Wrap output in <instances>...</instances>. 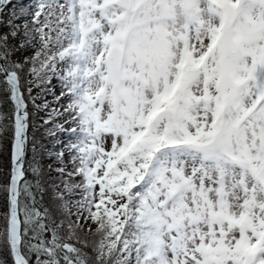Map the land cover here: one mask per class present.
I'll list each match as a JSON object with an SVG mask.
<instances>
[{
  "label": "snow or ice",
  "instance_id": "6c2138e0",
  "mask_svg": "<svg viewBox=\"0 0 264 264\" xmlns=\"http://www.w3.org/2000/svg\"><path fill=\"white\" fill-rule=\"evenodd\" d=\"M0 264H264V0H0Z\"/></svg>",
  "mask_w": 264,
  "mask_h": 264
}]
</instances>
